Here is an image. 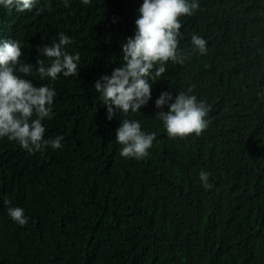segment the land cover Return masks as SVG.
<instances>
[{
	"label": "trees",
	"instance_id": "trees-1",
	"mask_svg": "<svg viewBox=\"0 0 264 264\" xmlns=\"http://www.w3.org/2000/svg\"><path fill=\"white\" fill-rule=\"evenodd\" d=\"M95 2L37 0L22 13L0 5V42L20 41L21 63L33 66L16 74L56 93L44 139L63 137L61 148L33 153L0 138V264H264V0H196L180 17L184 63L168 61L150 80L140 112L115 110L111 120L95 82L123 67L143 0ZM60 33L72 40L64 50L80 54L78 73L41 78L38 59L51 62L37 46ZM165 91L210 106L200 136L169 138L156 117L169 110L155 104ZM124 119L156 133L148 157L120 155ZM10 207L28 223L14 222Z\"/></svg>",
	"mask_w": 264,
	"mask_h": 264
},
{
	"label": "clouds",
	"instance_id": "clouds-1",
	"mask_svg": "<svg viewBox=\"0 0 264 264\" xmlns=\"http://www.w3.org/2000/svg\"><path fill=\"white\" fill-rule=\"evenodd\" d=\"M64 2L68 7V0ZM36 3L37 0H0V5L9 11L15 8L21 13L31 11ZM82 3L96 4L95 0H82ZM199 7L196 0H143L140 17L136 20V34L121 45L123 67L95 82V91L101 94L109 120L116 114L115 110L124 114L140 112L141 106L152 98L150 80L157 81L165 73L164 65L168 61L184 63L185 56L178 51L182 27L180 17L191 16ZM71 43L68 36L60 33L59 42L52 43V46H37L40 55L51 62L46 66L43 59H38L37 72L41 78L50 77L54 81L61 73L65 77L78 73L80 54L72 55L64 50V46ZM192 44L200 54H207L204 38L193 35ZM22 55L20 41L5 39L0 42V138L17 141L30 153L41 151L47 145L59 149L63 137L45 140L46 128L42 123L53 115L51 106L55 90L46 85L35 86L31 80L16 74L18 71L28 76L33 71L32 64L21 63ZM191 92L192 88H189L188 93ZM155 104L161 109L168 105L169 110L158 112L156 117L163 121L169 138L200 136L208 127L209 121L205 118L210 106L203 100L198 101L195 95L179 92L173 98L170 92L165 91ZM154 140L156 133L146 134L136 120H122L116 132V141L122 145L120 155L124 158L139 160L148 157ZM210 176L207 171L199 173L206 189L212 187ZM8 215L20 226L28 223L21 207H10Z\"/></svg>",
	"mask_w": 264,
	"mask_h": 264
},
{
	"label": "bare ground",
	"instance_id": "bare-ground-1",
	"mask_svg": "<svg viewBox=\"0 0 264 264\" xmlns=\"http://www.w3.org/2000/svg\"><path fill=\"white\" fill-rule=\"evenodd\" d=\"M78 67H79V64H78ZM105 69H107V68H105ZM114 70V69H113Z\"/></svg>",
	"mask_w": 264,
	"mask_h": 264
}]
</instances>
